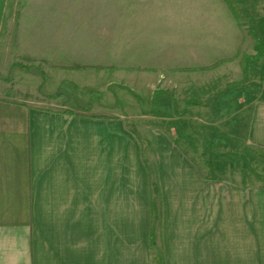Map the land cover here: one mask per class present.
<instances>
[{"label": "crops", "instance_id": "0c3cea01", "mask_svg": "<svg viewBox=\"0 0 264 264\" xmlns=\"http://www.w3.org/2000/svg\"><path fill=\"white\" fill-rule=\"evenodd\" d=\"M7 4L0 0V37ZM230 55L186 70L218 62L210 70H230L242 61ZM242 66L243 78L229 77L223 88L261 82L247 79ZM188 83L192 92L182 97ZM17 87V80L0 82V264H156L148 171L126 121L135 118L106 104L80 103L68 89L57 97L43 83L40 95L25 96ZM176 87L163 118L181 131L139 123L137 129L154 142L165 264H264V186L252 176L214 173L207 147L189 142L206 141L210 131L195 119L208 123L214 109L227 115L230 97L219 95V87ZM167 91L160 96L166 104ZM255 92L240 132L247 145L264 149V88ZM153 111L147 105L139 117H156Z\"/></svg>", "mask_w": 264, "mask_h": 264}, {"label": "rangeland", "instance_id": "374dc122", "mask_svg": "<svg viewBox=\"0 0 264 264\" xmlns=\"http://www.w3.org/2000/svg\"><path fill=\"white\" fill-rule=\"evenodd\" d=\"M254 33L264 43V0H8L0 37V82L17 80L25 96H38L43 83L57 97L68 89V97L80 103L106 104L132 116L128 127H172L177 133L179 125L163 118L177 84L191 82L196 90L219 87V95L230 97L227 115L214 109L208 123L195 119L199 129L210 132L206 141L189 142L207 147L214 173L252 176L264 186V149L247 145L240 132L246 131L250 101L257 94L251 88H264V60L245 72L247 79L261 82L222 87L229 77L243 78L242 63L256 52ZM236 52L242 61L230 70H186L226 55L233 58ZM15 72L19 77H13ZM155 87L160 93L154 98ZM164 87L169 90L167 104L160 98ZM191 92L188 83L182 97ZM147 105L156 117H139Z\"/></svg>", "mask_w": 264, "mask_h": 264}, {"label": "trees", "instance_id": "16d2710c", "mask_svg": "<svg viewBox=\"0 0 264 264\" xmlns=\"http://www.w3.org/2000/svg\"><path fill=\"white\" fill-rule=\"evenodd\" d=\"M256 39V52L247 57L244 62L245 72H247L255 61L264 55V43L257 34H253ZM220 62L211 66L198 68V70H208L219 65ZM79 68H93V66H78ZM104 67H99L103 69ZM168 92L167 90H163ZM159 92V91H157ZM68 112V111H66ZM70 113V112H69ZM102 117V116H100ZM129 129L138 137L141 143L142 157L148 171L149 192H150V207H151V223L149 237L153 252L155 255L156 264H165L162 250V221H163V194L160 184L159 169L155 159L154 142L151 138L141 135L136 127L129 126ZM262 149V148H261Z\"/></svg>", "mask_w": 264, "mask_h": 264}]
</instances>
